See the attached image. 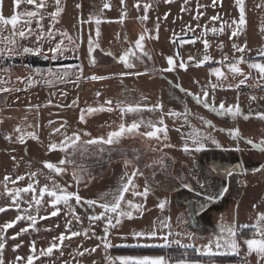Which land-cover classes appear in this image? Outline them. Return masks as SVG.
<instances>
[{"label": "rangeland", "instance_id": "rangeland-1", "mask_svg": "<svg viewBox=\"0 0 264 264\" xmlns=\"http://www.w3.org/2000/svg\"><path fill=\"white\" fill-rule=\"evenodd\" d=\"M247 25L238 37L229 38L232 29L224 26L222 33H212L208 29L220 28L224 21L231 23L238 19L239 9L235 0H221L218 6L213 7L211 0H190L188 5L184 0H173L165 3V0H139L140 7H135L137 0H125L127 6V16L123 23L120 17L124 7L121 0H61L64 11L59 17V23L55 25L61 31L76 40L79 49L76 52H66L63 58L58 60L45 59L42 55L23 56H3L0 58V81H7L0 86L13 89L10 92H0V118L11 105L16 108L10 111L13 117V126H19L22 132H35L38 139L25 136V143L18 140L20 133L15 131L11 139V151L6 145L2 146L0 152V207L9 206L11 200L3 195L4 176L13 177L25 176L16 185L9 183V188L25 187L29 183L28 175L36 172L35 177L39 183L36 185L37 195L39 189L45 184L52 187V181L67 188L68 191L77 192L84 199H94L99 203L111 201V195L120 184L121 178L127 172L129 175L136 169L140 173L134 178L135 191L143 192L148 187L147 198L133 196L132 190L125 193V201L132 200L134 203L143 205V213L133 212V219L121 218V223L115 228H110L108 233V248L104 247L100 238L104 237V221L90 222L88 217L93 214H100L103 209L100 207L88 208L87 205H77L75 199L69 201L80 217L77 222L70 213V209L60 204L59 215L40 219L47 215L52 209L47 203H43L35 228H29L16 239H11L22 228L27 227L30 221L22 220L6 233H0L8 237L3 255L6 264H14L15 257H27L32 241L36 242L37 250L46 249L53 237L65 232L66 221L71 220L72 231L83 233L88 230V235L81 234L70 240H65L60 250H53L49 257H40L34 260V264H121L119 257L124 256H165L170 258V264H176L180 258L198 261L199 264H244L241 256H233L232 252L221 249L222 255L214 258L201 255L193 249H184L175 243L169 247H145L144 245H162L161 239L148 240L145 238H134V232L157 231V235H166L169 228L164 227L163 222L171 223L173 234L179 232L180 236L173 235L170 240L179 239L182 244L194 243L196 246L208 244L214 241L220 234L221 224L229 227L233 226L232 206L229 201H219L220 196L236 194L237 187L246 189V198L257 196L258 200L264 198V152L249 149L246 140L260 142L264 139V121L256 117L257 113H264V100H251L249 97L239 94V89L233 92L227 85H235L240 79V75H233L226 66L218 63L227 55L230 59L239 57L240 53L234 51L232 45L247 44L245 57L249 62L264 63V56L258 53L264 49V32L260 27L264 25V0H244ZM108 3L110 8H104ZM48 8L44 12L45 19L42 23L45 31L50 23L47 13L54 11L53 0H48ZM80 7H77V5ZM149 4L148 19L142 20L144 5ZM197 4L203 7L197 9ZM260 5V7H257ZM0 14L5 18H10L17 11L33 10V6L22 4L19 9H14L13 0H0ZM186 8V11H182ZM202 13L199 19L194 17ZM167 18L165 19V15ZM219 15L220 20H212L213 16ZM91 19L90 23H82ZM99 18L101 23L96 25L95 19ZM159 23L158 39L156 25ZM199 25L200 27H197ZM189 26L194 31L189 30ZM32 27L36 24L33 21ZM97 27L99 37H96ZM235 27V25H233ZM147 29L148 35L153 38H146L144 50L151 55V59L143 57V62L133 58L136 67L129 70L123 63L117 62L111 56L106 55V51L113 52L117 57L122 54L123 49L134 45L141 33ZM11 26H7L3 36L10 34ZM92 36L99 47L92 53L96 60L95 65L88 62L85 57L88 55V39ZM125 36L127 40H125ZM79 37V39H77ZM60 40L59 35L55 41L45 40L42 42L43 49L47 52L50 46H54ZM204 40H207L209 47L205 49ZM18 44L24 46H38L35 37L30 40H18ZM65 44L67 41L65 40ZM3 45L0 44V47ZM139 54V50H135ZM179 53L177 57L175 54ZM208 55L211 59L201 66L197 64ZM79 57L78 59L76 57ZM173 56L177 61L183 60L186 70L176 67L172 72L163 73L159 70L167 68V57ZM28 57H36L39 60L48 61V66H32L25 62ZM189 57H193L189 60ZM72 61L71 63L57 64L54 62ZM61 65H82L83 73L79 83L76 76L67 78V82L55 81L51 85L45 83L48 69H58ZM220 67L227 79H217L211 74V69ZM242 71L249 75L246 84H260L258 70L249 68L247 63L240 64ZM8 69V71H4ZM40 69L44 77L35 74L34 70ZM75 71V69H74ZM128 71L144 73L140 76H120V73ZM93 75L107 77L102 80H91L88 77ZM31 76L35 83L28 86L27 78ZM20 78V79H18ZM21 81H24L23 83ZM209 81L212 83H222L223 87H217L215 92H211ZM176 85H181L191 93H201L204 86L209 87L210 97L214 95L215 104L218 107L224 103L225 107L239 104L242 112L249 115L248 120L238 117L235 120L228 114L218 115L202 104H196L191 96L181 91ZM241 85L240 87H242ZM14 89H22L15 91ZM97 92L100 93L97 96ZM238 98V99H237ZM106 100L112 101V111H97L92 114H85L84 122H81V109L88 107L97 108L105 105ZM36 101V102H35ZM49 101L51 103L49 104ZM75 101V104L73 102ZM30 103L29 106H24ZM156 103H162L163 113L169 110L183 113L185 108L190 112L188 122L184 119L164 116V123L167 125V139L163 133H159L161 139L141 136L139 133H146L152 129L142 124L136 134H125L118 143L83 145V141L107 138L109 132L116 131L123 122L125 126L134 121H152L159 125L162 115L161 110L149 111L148 109ZM17 104V105H16ZM117 104L124 107L139 105L141 111L127 112L121 117V112ZM39 106L38 108L35 106ZM69 105H72L69 107ZM12 106V107H13ZM199 117L211 121L214 127L209 128ZM17 120V121H16ZM53 121L49 125V121ZM66 122V123H65ZM61 133H52L53 128L60 127ZM31 125V127H29ZM38 125V127H37ZM179 128L180 131H176ZM238 128L241 136V150L236 140H231V136L221 129ZM199 130L204 135L215 136L216 132L222 136L220 147L211 139L205 143V147L200 152H185L183 146L193 130ZM73 132L80 133L81 139L77 142V150L73 152L68 148L67 152L59 150L49 151V144L59 143L63 140V134L71 135ZM89 133L90 135H83ZM3 134V132H2ZM3 139V138H2ZM223 142V143H222ZM2 143V142H1ZM170 144L172 147H165ZM10 145V144H7ZM259 145V144H257ZM9 149V150H8ZM103 149V151H101ZM153 149H156L153 151ZM239 149V150H237ZM225 158V163L221 164L214 160L212 169L214 172L226 164L243 163L246 173L244 175L233 174L234 180L229 184H219L217 179L209 176L210 169L203 163V157ZM12 157L16 159L13 160ZM61 159H72L75 167L71 164L63 165L65 171L57 175L44 167L43 162L48 161L59 164ZM131 161L125 164V161ZM18 163V164H16ZM16 166V167H15ZM232 169L237 165L233 164ZM242 167V166H241ZM230 168V169H231ZM220 172V170L218 171ZM75 174V175H74ZM212 174V173H211ZM237 177V178H236ZM79 180V183H77ZM221 180V179H220ZM219 180V181H220ZM199 181V183H197ZM184 183L191 187L185 188ZM240 184V185H239ZM203 185V187H201ZM232 185V186H231ZM239 185V186H238ZM226 188V192L222 189ZM31 193L22 194L23 200L31 199ZM209 196L212 199H209ZM101 197H104L102 200ZM205 202H202L201 199ZM49 198L45 196L47 201ZM167 201L163 210L158 207L161 201ZM198 205V206H197ZM122 208L127 210V206L122 202ZM22 208L27 204L22 203ZM2 214V213H1ZM20 214L15 208L9 207L4 213L5 222L12 221ZM36 213L33 212V215ZM112 215V214H109ZM93 232L95 235H93ZM192 234L189 240L186 234ZM67 235V233H65ZM252 235L251 231H243L237 236ZM16 244L21 247L16 251L13 248ZM96 248L95 252H87L83 256L77 255V250ZM215 250V249H214ZM61 252L63 255L61 256Z\"/></svg>", "mask_w": 264, "mask_h": 264}, {"label": "snow or ice", "instance_id": "snow-or-ice-1", "mask_svg": "<svg viewBox=\"0 0 264 264\" xmlns=\"http://www.w3.org/2000/svg\"><path fill=\"white\" fill-rule=\"evenodd\" d=\"M173 0H165V3H171ZM221 2V0H211V5L213 7L218 6V4ZM54 3V11L47 13L48 17H50V23L47 27V31H45V26L42 23V21L45 19L44 12L48 8V0H13V7L14 9H19L22 4H27L30 6H33V10H25L23 12L17 11L15 14H13L10 18H5L2 14H0V44L3 46L0 47V58L3 56H23V55H42L45 59H51L53 61L58 60L60 58H63L66 52L73 51L76 52L79 49V45L76 43V40L71 37L67 31H61L60 29H57L55 25L59 23V17L61 16V13L64 11V8L62 6L61 0H53ZM190 3V0H184V4L188 5ZM235 3L239 9V15L238 19L232 21L229 23L228 21H224L221 27L218 28H211L208 29L212 33H222L224 30V26L227 25L229 28L232 29L230 39L233 37H238L241 32L245 29L247 25V19H246V11H245V2L244 0H235ZM121 5L124 7V11H122L120 22L123 23L124 19L127 16V6L125 4V0H121ZM77 7H80L78 4ZM135 7L139 8L140 3L139 0H137V3ZM151 7L149 4L144 5V12L145 14L140 17L142 20L148 19V9ZM203 7V5L197 4V9ZM257 7H260L258 5ZM104 8H110V5L108 3L104 4ZM186 8H182V11H186ZM0 11H2V8H0ZM202 15V13L197 14L195 19H199V16ZM167 18V14L165 15V19ZM91 17L88 20L82 21V23H90ZM212 20H220L221 17L219 15L213 16L211 18ZM33 21H35L36 28L34 29L32 27ZM95 23L97 26L101 23V20L97 17L95 19ZM11 26L10 34L7 36H3V32L6 30L7 26ZM235 25V27H233ZM197 27H200L197 25ZM158 30H159V23L156 25V32L157 35L155 38L158 39ZM190 31H194L189 26ZM260 31L264 32V25L260 27ZM59 35L60 40L54 44V46H50L47 49V52L51 53V57L47 55V53L43 49L42 42L45 40L48 41H55L56 36ZM100 35L99 28L97 27L96 31V37L98 38ZM35 37V43L38 45L36 47L32 46H24L18 44V40H30V38ZM146 38H153L148 35L147 29L144 33H141L138 37V39L134 42V45H130L128 48L123 49L122 54L118 57L109 51H106V55L113 57L117 60V62L123 63L125 68L131 70L136 67V64L133 63V58L135 60L143 62V57H147L148 59H151V55L144 50V41ZM79 39V37H77ZM65 40L67 41V44H65ZM125 40H127V37L125 36ZM204 46L205 49L209 47L207 40H204ZM99 45L96 42V40L93 39V37L90 35L88 39V55L85 57V59L88 60V62L92 65H95L96 60L93 57L92 53L95 51L96 48H98ZM235 52L240 53L239 57H235L230 59L227 55L223 57L221 61L218 63L222 64L223 66H226L229 71L235 76L240 75L243 77V79H240L237 84L234 86L229 84L227 87L232 88L235 87L237 89L240 88L241 85H244L249 80V75L245 74L242 69L239 67L240 64L247 63L249 68L258 70L260 80H264V63L260 62H249V60L245 57V52L247 50V44L238 45L236 43H233L232 45ZM135 50H139V54H137ZM260 56H264V49L260 50L258 53ZM177 57L179 56V53L177 52L175 54ZM79 58L78 56L76 57ZM167 59V68H162L159 71L163 73L172 72L176 69V67L182 68L186 70V64L181 59L177 61L174 59L173 56H169ZM193 57H189V60H192ZM211 57L208 55H205L203 57V60L200 61L197 66H201L203 63L209 61ZM75 69V71H74ZM4 71H8V69H4ZM35 74L40 75L42 78L44 77L43 72L40 69L34 70ZM83 69L82 65H61L58 69H48L47 70V79H45V83L51 85L55 81H59L61 83L67 82V78H69L72 75L76 76V81H73V83H79V80L82 77ZM144 73L141 72H133L128 71L125 73H120V76H140ZM211 74L215 75L218 80L221 78L227 79L225 74L221 71L220 67H215L211 69ZM107 77H101L93 75L91 77H88V79L91 80H102L106 79ZM20 79V78H18ZM28 86H31L34 81L31 76L27 78ZM22 83L24 81H21ZM7 81H0V85L6 84ZM209 85L211 88V92L214 93L215 89L217 87H223L222 83H212L209 81ZM177 88H179L181 91L186 92L187 95L191 96V98L195 101L196 104H202L205 108L210 109L212 112L217 113L218 115H230L234 120L238 117H242L244 120H248L250 117L249 115H245L242 112L241 107L239 104H235L232 106L225 107L224 103H220L217 107L215 104V98L214 95L210 97L209 87L206 85L201 89V93H191L187 89L182 88L181 85H176ZM255 87H261L260 83L258 82ZM15 91H21L22 89H14ZM13 91V89L8 87L0 86V92H10ZM97 96L100 95L99 92L96 94ZM251 100H255V96L249 97ZM238 99V98H237ZM51 101H49V104ZM75 104V101L73 102ZM105 105L108 107L105 108L104 105H101L97 108L88 107L86 109H81V115L80 120L81 122H84L85 114H92L97 111H112V101L106 100ZM72 105H69L71 107ZM30 108L32 106H29ZM35 107H39L38 105ZM116 107L120 109L121 117L127 112H139L141 111V108L139 105L133 107V106H127L124 107L121 104H117ZM163 105L162 103H156L155 105L151 106L148 110L149 111H155V110H161L162 115L159 119V125L160 127H157L156 124H154L152 121L145 122L143 120L140 121H134L128 126H125V124L122 122L119 125L118 130L109 132L107 135V138L99 137L96 139H89L87 141H83V145H92V144H114L118 143L119 139L124 136L125 134H136L138 129L142 124H146L147 127L151 128V131H147L146 133H139L141 136H147L149 138H154L157 141L161 139L159 133H163L164 139H167V125L164 123V116L169 117H175V118H183L185 123L188 122V117L190 115V112L187 108H185L184 112H176L169 110L167 113H163L162 111ZM256 117L260 119L261 121H264V113H257ZM199 120H201L205 125H207L209 128L214 127L211 123V121L205 120L203 117H199ZM2 122V121H0ZM53 121H49V125H51ZM66 123V122H65ZM64 124H61L58 128H53L52 133H61V129L64 128ZM31 127V125H29ZM38 127V125H37ZM15 131L17 133H20L18 136V140L21 144L25 143V136H30L32 139H38V136L35 132H29L24 133L22 132V129L17 126ZM176 131H180L179 128L176 129ZM221 131H226L234 140L241 139V133L238 128L233 129H221ZM83 135H90L89 133H83ZM63 140L58 144L55 142L49 144V151L56 150L59 148L61 151L67 152L68 148H72L73 152L77 150V142L81 139V134L73 132L71 135H67L66 133L63 134ZM191 140V144L185 143L183 146V151L185 152H200L204 149L205 143L212 139L210 135H204L203 133H200L199 130L194 129L193 133L189 134L188 137ZM6 139L11 140L12 137L6 136ZM212 142L217 145V147H220L219 143L212 139ZM246 143L249 145H252L253 147H258V149L262 152H264V139H261L259 142V145L255 144L252 140H246ZM165 147H172L170 144H165ZM156 149H153L155 151ZM239 150V149H237ZM103 151V149H101ZM13 160H15V157H12ZM131 161H125V164H130ZM44 167H46L51 172H55L57 175L60 173H63L66 169L65 167H61L63 165L71 164L75 167V161L72 159H61L59 161V164H53L48 161L43 162ZM264 171V169H261ZM219 171V170H217ZM142 174L139 172L138 169L134 170L130 175L126 172L125 176L121 178L119 187L110 194L112 199L111 201L99 203L97 200L94 199H84L82 198L77 192H71L68 191L67 188L62 187L59 184H56V182L52 181V187H49V185L45 184L42 188L39 189V195H37V188L36 185L39 183L38 180L35 179L37 176L36 172H32L28 175L29 183L25 187H13L9 188V183L12 185H16L19 181H22L25 179V176H17L15 179H12L10 176H4L3 178V188L4 192L3 195L7 196L11 200V204L9 206L0 207V213H3L8 210L9 207L15 208L20 214H18L15 219L12 221L4 223L2 226H0V233H6L8 229L13 228L18 222L22 220L30 221V224L22 228L20 232L16 233L14 236L11 237V239H16L19 237L22 233L27 232L29 228H35V225L37 223V217L39 216L40 208L43 203H47L49 207L52 209L50 212L47 213V215L39 217L40 219H48L49 217H55L60 214L61 209L58 207L60 204H63L65 207H68L70 209V213L73 216V218L80 222V217L75 214L74 209L70 205L69 201L73 198L76 201L77 205H87L88 208H94V207H100L103 209V211L96 215H90L88 217L90 222H96V221H104L105 222V228H104V237L100 238L102 240V243L104 244L105 248L110 247L111 245L108 243V233L110 228H115L117 225L121 223V218H127V219H133V212L143 213V205L134 203L132 200L125 201V193L132 190L133 196H141L145 199L147 198L148 192L150 189L148 187H145L143 192L135 191L136 185L134 183V178L138 175ZM221 175L231 176L233 174L232 170L229 169H223L220 171ZM75 175V174H74ZM77 183H79V180H77ZM199 183V181H197ZM185 188L190 189V185L187 183H184ZM203 187V185H201ZM227 189H222V192H226ZM31 193V199L30 200H23L22 194ZM45 196H47L49 199L46 201ZM103 200L104 197H101ZM209 199H212L211 196H209ZM122 202H124L127 206V210L122 208ZM27 204L26 208H22L21 204ZM167 204V201H161L158 204V207L163 210ZM257 205H253V208H256ZM33 212L36 214L33 215ZM112 214V215H109ZM164 227L169 228V231L166 235L159 236L157 235L156 230H152L150 232H134L132 233L134 238H145L148 240H154V239H161L163 240L162 245H144L145 247L152 246V247H169L171 244L175 243L176 245L184 248V249H193L194 252L199 253L204 256H208L210 259L214 258L216 255H222L224 252H221V249H225L232 253H239V244L237 242V230L235 225L229 227L227 225L221 224L220 226V234L215 238L214 241H210L208 244L196 246L194 243H188V244H182L179 239L170 240L169 237L180 236L181 234L179 232H176L173 234L171 231V223L170 222H163ZM72 221L68 220L65 224V232H62L57 237H53L52 241L50 242V245L46 249H40L37 250L36 248V242L32 241L29 249V255L25 257L16 256L14 264H34L35 259H39L40 257H49L52 255L53 250H60L61 247L64 244L65 240H70L73 237L80 236L81 234L87 236L88 230H85L83 233L79 231H72L71 229ZM255 229V236L259 238H251V239H245L244 243L247 245L249 254L252 252H255L257 256L260 258L258 264H264V211L258 212L256 223L252 225ZM244 227H247L245 225ZM67 233V235L65 234ZM93 235L95 233L93 232ZM188 239H192V234L188 233L186 234ZM8 237L4 235H0V264H6V261L4 259V249L6 247V241ZM21 247L20 244H16L13 248V251H16ZM215 249V250H214ZM95 252L96 248L89 249H83V251L77 250V255L83 256L87 252ZM63 255V252H61V256ZM121 261V264H170V258L165 256H124L118 258ZM176 264H199L198 261H193L189 259L180 258L176 261Z\"/></svg>", "mask_w": 264, "mask_h": 264}, {"label": "crops", "instance_id": "crops-1", "mask_svg": "<svg viewBox=\"0 0 264 264\" xmlns=\"http://www.w3.org/2000/svg\"><path fill=\"white\" fill-rule=\"evenodd\" d=\"M232 89H233V92H236L235 87H232ZM236 96H237V94H236ZM29 105H30V103H27L24 106L28 107ZM12 106L13 105H11L10 108L5 112L2 119L0 118V121H2V122H0V144H3V142H4L6 147H8L10 149V152H12L11 151V145L12 144L10 143L11 140L6 139V136L10 135L11 137H13L14 133H15V129H16V126H13V123H14V121L12 120L13 117L10 115V111L15 109L16 106L15 105L13 107ZM2 132H3V134H2ZM222 136L216 132L215 136H213L212 139H214L219 144H221L220 141L222 140ZM244 137L245 136H241V138H244ZM230 138L233 142L234 139L232 137H230ZM210 142H212V141H210ZM253 142L255 144H259L256 141H253ZM236 143L239 144L240 150H241L240 139L236 140ZM7 144H10V145H7ZM249 147H250L249 149H251V150L256 149V147H253L252 145H249ZM1 148H2V146L0 145V152H1ZM256 150L260 151L259 149H256ZM202 160H203V163L207 166V168L210 169V171H212L211 172L212 174L209 173V176L212 178H215V179H217L218 177L221 179V180L217 179L219 184H221V183L226 184L227 183V185H228L230 181L234 180V176H232L233 174L236 173L239 176V175H244L246 173V171H245L246 168L244 169L243 163L242 164L241 163H233V164L237 165L233 169L231 168V167H233L232 166L233 164L231 163V164H226V165H223L222 167H219V170L222 171L223 169H229V170L233 171V174L231 176L221 175L220 172H218L217 170H216V172H214L211 167L213 165L214 160H218L221 164H223V163H225L224 162L225 158L224 159H222V157L212 158V157L207 156V157H203ZM16 164H18V163H16ZM216 176H217V178H216ZM245 197H246V189H244V185H243L242 189L237 187V191H236L235 195L231 196V194L230 195L224 194V195L220 196L219 201H229L232 203L231 204V206H232L231 215H232V219H233V225H235L236 230H237V235H238V233L243 232V231H251L252 232V235L237 236L236 237L237 242L239 244V253L238 254L233 253L230 255L241 256L244 259V264H258L260 258L257 256V254L255 252H252L251 254H249L247 245L244 243V240L245 239H251V238H259V237L254 235L256 232V229L252 225H254L256 223V218H257L258 212L264 211V198L262 200H258L257 196L252 195V196H249L248 198H246V200H244ZM201 200H202V202H205V198H204V200L203 199H201ZM253 205H257V207L253 208ZM4 213L5 212H3L2 214L0 213V226H2L4 223H6L5 219H4ZM245 225H247V227H244ZM219 256H228V255H219Z\"/></svg>", "mask_w": 264, "mask_h": 264}, {"label": "built area", "instance_id": "built-area-1", "mask_svg": "<svg viewBox=\"0 0 264 264\" xmlns=\"http://www.w3.org/2000/svg\"><path fill=\"white\" fill-rule=\"evenodd\" d=\"M255 85L256 84L254 83L244 84L242 87L239 88V94H237V96H255L256 99L264 100V83L260 84L261 87H255Z\"/></svg>", "mask_w": 264, "mask_h": 264}, {"label": "trees", "instance_id": "trees-1", "mask_svg": "<svg viewBox=\"0 0 264 264\" xmlns=\"http://www.w3.org/2000/svg\"><path fill=\"white\" fill-rule=\"evenodd\" d=\"M25 62L29 65L32 66H48L49 62L48 61H43L39 60L36 57H28L26 58ZM72 61H63V62H54L52 64L57 65V64H64V63H71Z\"/></svg>", "mask_w": 264, "mask_h": 264}]
</instances>
